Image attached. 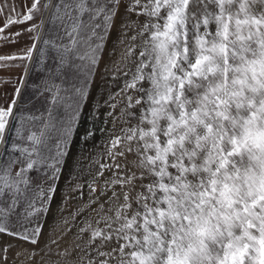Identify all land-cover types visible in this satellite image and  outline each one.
Here are the masks:
<instances>
[{"label":"snow or ice","instance_id":"obj_1","mask_svg":"<svg viewBox=\"0 0 264 264\" xmlns=\"http://www.w3.org/2000/svg\"><path fill=\"white\" fill-rule=\"evenodd\" d=\"M118 17L122 86L94 161L110 175L40 264H264V0H0V48L29 41L0 53L23 70L0 101V236L37 264L42 226L24 225L46 211ZM30 64L39 115L20 107Z\"/></svg>","mask_w":264,"mask_h":264},{"label":"rangeland","instance_id":"obj_2","mask_svg":"<svg viewBox=\"0 0 264 264\" xmlns=\"http://www.w3.org/2000/svg\"><path fill=\"white\" fill-rule=\"evenodd\" d=\"M45 20L47 21V17H45ZM121 27V19L118 17L109 34L100 64L93 77L88 98L81 106L79 125L69 142L59 179L54 185L55 191L51 194V199L47 205H45L46 211L38 219H33L24 225L28 228H34L37 224L42 226L41 233L38 236L39 243L35 246V250L38 253L37 264H40L41 258L47 259L46 244H50L53 250L56 249V245L51 244V238L58 239L62 247L71 243L77 231V224L83 223L84 208L90 198L99 195V192L92 193L89 185L95 182L98 188H102L104 180L110 175V173L106 172L103 177L98 176V165L94 161L100 159L101 162H104L102 154L105 152L108 133L101 130L111 127V118L107 114L111 111L109 104L114 101L110 97L118 93L119 88L122 86V80H115L112 75V65L120 58L122 45L118 37ZM27 43L29 41L25 36L18 44L11 47H15L17 50ZM6 48L8 46L0 48V53H3ZM28 72L29 75L24 77V87L21 89L20 107L25 113L39 115L40 112L44 111L45 107L43 98L31 99L29 103H24L23 101L25 97H32L30 85L33 82H38L42 74L39 72L33 73L31 64L29 65ZM22 75V68L17 67L16 75H14L16 78L14 77L15 79H13L12 77V83L1 84L0 101L9 99L13 95V90L16 87L15 81ZM4 78L11 80L9 77ZM10 84H14L15 87L10 88ZM118 112L119 109L116 110V114ZM62 114L63 110L61 109ZM104 121H108V123L105 124ZM89 131H92L94 135L88 137ZM55 142L56 138L54 136L49 143L55 144ZM78 210L80 214H77ZM13 223H15V220H13ZM9 244L12 245L8 253L10 264L13 261L19 264V261L23 259V257L16 256L18 251L23 248L34 247L6 235L0 236V246H7ZM49 264H52V262L49 261Z\"/></svg>","mask_w":264,"mask_h":264},{"label":"crops","instance_id":"obj_3","mask_svg":"<svg viewBox=\"0 0 264 264\" xmlns=\"http://www.w3.org/2000/svg\"><path fill=\"white\" fill-rule=\"evenodd\" d=\"M12 51H16V48L15 47H11V46H8V48H6L3 53H9V52H12ZM16 70H17V67H14V68H11V69H3V70H0V77H6V78H10L11 81H12V77L13 79L16 78ZM15 77V78H14ZM0 87H2V85L0 84ZM10 88H14L15 85L13 84H10L9 85Z\"/></svg>","mask_w":264,"mask_h":264}]
</instances>
